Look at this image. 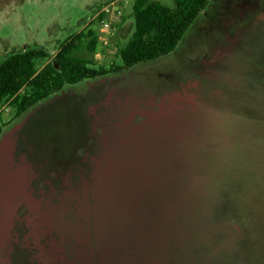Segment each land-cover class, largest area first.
<instances>
[{"label": "rangeland", "instance_id": "1", "mask_svg": "<svg viewBox=\"0 0 264 264\" xmlns=\"http://www.w3.org/2000/svg\"><path fill=\"white\" fill-rule=\"evenodd\" d=\"M135 1L0 0V61L87 27L72 55L122 66ZM0 129V264H264V0H210L174 53Z\"/></svg>", "mask_w": 264, "mask_h": 264}, {"label": "trees", "instance_id": "2", "mask_svg": "<svg viewBox=\"0 0 264 264\" xmlns=\"http://www.w3.org/2000/svg\"><path fill=\"white\" fill-rule=\"evenodd\" d=\"M174 3V8H169L157 0L135 1V32L120 49L123 64L119 67L95 69L90 61L72 55L85 37L90 38L89 51H97L98 33L87 27L66 40L54 57L41 49H28L7 57L0 64V109L8 104L15 117L20 118L30 108L67 86L128 71L174 53L206 11L210 0H174ZM38 59H46L47 63L38 68Z\"/></svg>", "mask_w": 264, "mask_h": 264}, {"label": "built area", "instance_id": "3", "mask_svg": "<svg viewBox=\"0 0 264 264\" xmlns=\"http://www.w3.org/2000/svg\"><path fill=\"white\" fill-rule=\"evenodd\" d=\"M116 14V16L118 18L122 17L123 13H122V9L119 8L117 10V12L113 13L111 9H109V7L103 9L101 11V13L99 14ZM102 29H101V32H102V35H103V38H102V44H108V42L110 41V38L113 37V36H116L117 35V30L115 29V27L111 26L109 20H106V19H102ZM8 106V104L4 105L3 107H1L0 111L1 110H5V108Z\"/></svg>", "mask_w": 264, "mask_h": 264}, {"label": "crops", "instance_id": "4", "mask_svg": "<svg viewBox=\"0 0 264 264\" xmlns=\"http://www.w3.org/2000/svg\"><path fill=\"white\" fill-rule=\"evenodd\" d=\"M98 13H99V12H98ZM98 13H97V14H98ZM97 14H96L95 16H97ZM203 14H204V13H203ZM203 14H202V15H203ZM95 18H96V17H95ZM95 18H94V19H95ZM87 25H89V24H87ZM87 25H85V27H86ZM33 49H40V48H33ZM60 49H61V48H60ZM60 49H59V50H60ZM4 59H6V58H4ZM4 59H2V60L0 61V64H1V62H2ZM42 102H43V101H42Z\"/></svg>", "mask_w": 264, "mask_h": 264}, {"label": "water", "instance_id": "5", "mask_svg": "<svg viewBox=\"0 0 264 264\" xmlns=\"http://www.w3.org/2000/svg\"><path fill=\"white\" fill-rule=\"evenodd\" d=\"M0 145H1V143H0ZM5 145V144H4ZM6 146V145H5ZM4 156V152H3V150L1 151L0 150V158H2ZM0 160H2V159H0ZM2 191V190H1ZM1 228V227H0Z\"/></svg>", "mask_w": 264, "mask_h": 264}]
</instances>
